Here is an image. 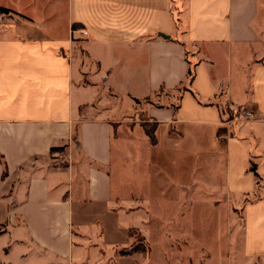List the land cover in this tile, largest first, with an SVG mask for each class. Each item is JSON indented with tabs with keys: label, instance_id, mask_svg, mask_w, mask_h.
<instances>
[{
	"label": "crops",
	"instance_id": "crops-1",
	"mask_svg": "<svg viewBox=\"0 0 264 264\" xmlns=\"http://www.w3.org/2000/svg\"><path fill=\"white\" fill-rule=\"evenodd\" d=\"M0 6L10 9L0 14V264H98L100 249L142 231L131 217L157 218L131 191L136 162L144 154L159 174L155 155L186 139L204 158L191 185L228 234L227 264H264V0ZM235 107L255 115L234 119Z\"/></svg>",
	"mask_w": 264,
	"mask_h": 264
},
{
	"label": "rangeland",
	"instance_id": "rangeland-1",
	"mask_svg": "<svg viewBox=\"0 0 264 264\" xmlns=\"http://www.w3.org/2000/svg\"><path fill=\"white\" fill-rule=\"evenodd\" d=\"M155 124L151 121L144 123L149 129L155 128ZM166 141V138H161L163 148L167 144ZM189 141L190 139H186L178 151L169 155L164 150L163 153L155 155V160H159L163 165V172L160 171L159 174L158 168L157 174L150 172L153 168L152 161L150 167L144 154L142 160L136 162L132 182L130 181L131 191L134 195L146 196L144 204L150 214L157 218L150 221L146 212L144 216L131 217V222L139 221L138 225L142 231L137 228L130 229L128 243L123 245L120 244L124 240L122 233L112 235V239L118 240L116 243L120 242V245L114 246L113 249H100L98 252L103 259L98 264H207L206 253L203 254L207 249L211 254L209 264H227L224 259L227 250L223 247H226L228 242V234L220 233V217L216 218L215 208L208 204L207 191H202L200 185L194 184L196 178L203 182L204 158L200 156L195 161V157L186 152ZM192 165L199 167L196 173L193 170L195 181ZM168 181L181 184L184 192L175 190L174 186L166 191ZM174 198L179 200L172 201ZM193 198L195 202L192 203ZM181 210L188 211L189 216L185 215L178 220L177 213ZM87 245V253L92 257L95 250L92 249L93 242ZM123 257L125 259L120 261ZM76 264H89V261ZM92 264H97L96 257L92 259Z\"/></svg>",
	"mask_w": 264,
	"mask_h": 264
},
{
	"label": "trees",
	"instance_id": "trees-1",
	"mask_svg": "<svg viewBox=\"0 0 264 264\" xmlns=\"http://www.w3.org/2000/svg\"><path fill=\"white\" fill-rule=\"evenodd\" d=\"M9 12H10V9H8L6 7L0 6V14L1 13H9ZM74 28H77L76 25H74ZM193 77H194V71H193L192 68H190V70H189V79L192 80ZM144 127H145L146 133L149 136L151 142L153 144H155L157 142V138H156V134H155V131H156V128H157V123L155 124V128H153V129L147 128L146 125H144ZM222 131H223V129H220V132H222ZM61 148L62 147H56V146H54V147H52L51 150L52 151H56V150H59ZM251 170L253 172H255V174L259 177V173L257 172V165L255 163L252 164ZM0 233H1V231H0Z\"/></svg>",
	"mask_w": 264,
	"mask_h": 264
},
{
	"label": "built area",
	"instance_id": "built-area-1",
	"mask_svg": "<svg viewBox=\"0 0 264 264\" xmlns=\"http://www.w3.org/2000/svg\"><path fill=\"white\" fill-rule=\"evenodd\" d=\"M72 33H79V35H86L87 31L84 28H73L72 29ZM234 111V119L240 120V119H244V120H250L254 117L255 113L247 108H241V107H235L233 109Z\"/></svg>",
	"mask_w": 264,
	"mask_h": 264
}]
</instances>
